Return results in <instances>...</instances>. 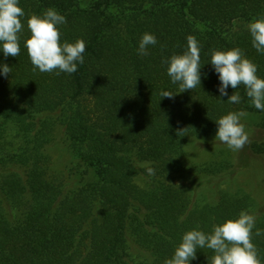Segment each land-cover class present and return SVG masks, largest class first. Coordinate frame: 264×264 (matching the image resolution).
Wrapping results in <instances>:
<instances>
[{
	"label": "trees",
	"instance_id": "obj_1",
	"mask_svg": "<svg viewBox=\"0 0 264 264\" xmlns=\"http://www.w3.org/2000/svg\"><path fill=\"white\" fill-rule=\"evenodd\" d=\"M19 6L20 54L0 51V65L12 69L0 74V264H164L185 232L209 233L241 211L254 214L264 231L262 185L221 186L248 168L252 155L264 161V111L251 105L243 86H229L228 95L239 92L241 102H227L209 63L212 49L239 47L264 79V54L246 28L264 17V0H19ZM48 8L66 18L62 41L86 44L73 74L33 70L24 47L28 17ZM145 32L157 43L142 57ZM189 35L200 44L201 86L179 93L163 61L182 54ZM162 91L175 96L161 98ZM238 111L256 117L258 142L251 151L243 147L237 167L198 163V149L223 144L215 140V121ZM182 128L187 132L178 137ZM61 144L66 172L51 167ZM195 175L210 176L215 188L197 194L174 183ZM253 243L264 264V235ZM212 255L198 249L190 264H208Z\"/></svg>",
	"mask_w": 264,
	"mask_h": 264
},
{
	"label": "clouds",
	"instance_id": "obj_2",
	"mask_svg": "<svg viewBox=\"0 0 264 264\" xmlns=\"http://www.w3.org/2000/svg\"><path fill=\"white\" fill-rule=\"evenodd\" d=\"M24 17L25 11L19 6V0H0V51L5 57H17L20 54ZM66 22V18L54 8H48L42 15L32 14L28 17L27 29L30 36L25 39L24 47L33 70L38 69L42 73L56 72L57 75L73 74L78 70V64L84 63L85 42L82 39L75 42L61 40L60 26ZM246 28L250 33L252 46L258 53L264 54V17L249 22ZM156 43V37L145 32L139 41L138 55H149V46ZM163 63L167 64L171 82L178 84L179 93L201 86L200 44L194 36L187 37V48L182 54H173ZM209 63L218 74V91L221 96H228L227 102L239 104V92L235 91L229 96L227 89L229 86L233 89L243 86L251 105L264 111V79L257 75V65L245 57L242 49H212ZM11 71L7 64L0 65V74L3 76L7 77ZM160 96L173 99L175 95L162 91ZM247 115L245 111H238L218 118L215 121L218 125L215 140L227 145L232 151L242 150L250 143L249 133L241 122ZM187 129H177L176 135L185 136ZM147 171L149 175L155 174L151 167ZM254 235H264V231L256 228V216L248 211H241L236 219L213 224L209 233L199 228L185 232L174 254L164 264H190V261L196 259L197 250L205 248L213 253L208 257V264H262L258 249L253 243Z\"/></svg>",
	"mask_w": 264,
	"mask_h": 264
},
{
	"label": "rangeland",
	"instance_id": "obj_3",
	"mask_svg": "<svg viewBox=\"0 0 264 264\" xmlns=\"http://www.w3.org/2000/svg\"><path fill=\"white\" fill-rule=\"evenodd\" d=\"M257 121L255 116L247 115L243 118L242 123L245 125L246 131L249 133L250 143H248V149L251 151V146L253 143L258 142V135L254 134L255 126L254 123ZM244 149V148H243ZM243 149L239 151H232L225 144L214 143L209 147H201L196 151V158L198 163L209 162L210 164L219 165L224 162H228L234 167L238 166L240 163V155L243 153ZM68 153L66 148L61 144L60 146L53 149L51 152V167L53 171L66 172L68 166ZM247 158V157H246ZM252 162H248L249 165L246 169H241L235 176L231 179L221 180L222 188H228L230 186L235 187L236 189H244L252 191V183L254 186L260 184L264 189V161L258 157L255 158V155H252ZM247 165V166H248ZM253 171H252V169ZM260 173V181H257L256 174ZM250 173V174H248ZM211 178L208 175H195L190 180H176L174 183L180 188L184 189L186 192H204L210 189H214L215 186L213 182L209 181ZM223 178V177H222ZM214 180H219V176L213 177ZM217 180V181H218ZM252 182V183H251ZM200 191H199V187Z\"/></svg>",
	"mask_w": 264,
	"mask_h": 264
}]
</instances>
